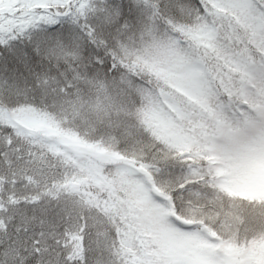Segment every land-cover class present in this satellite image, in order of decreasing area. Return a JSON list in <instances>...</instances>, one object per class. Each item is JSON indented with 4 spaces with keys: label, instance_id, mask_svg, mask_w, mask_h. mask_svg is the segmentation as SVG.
<instances>
[{
    "label": "snow or ice",
    "instance_id": "obj_1",
    "mask_svg": "<svg viewBox=\"0 0 264 264\" xmlns=\"http://www.w3.org/2000/svg\"><path fill=\"white\" fill-rule=\"evenodd\" d=\"M0 264H264V0H0Z\"/></svg>",
    "mask_w": 264,
    "mask_h": 264
}]
</instances>
